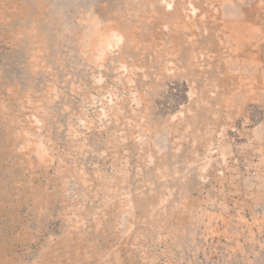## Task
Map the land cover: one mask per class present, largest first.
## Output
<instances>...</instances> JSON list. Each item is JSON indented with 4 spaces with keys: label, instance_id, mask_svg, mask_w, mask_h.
<instances>
[{
    "label": "rangeland",
    "instance_id": "obj_1",
    "mask_svg": "<svg viewBox=\"0 0 264 264\" xmlns=\"http://www.w3.org/2000/svg\"><path fill=\"white\" fill-rule=\"evenodd\" d=\"M0 264H264V0H0Z\"/></svg>",
    "mask_w": 264,
    "mask_h": 264
}]
</instances>
